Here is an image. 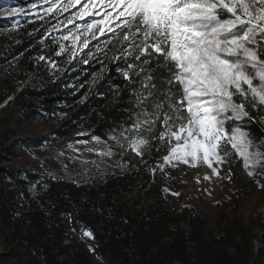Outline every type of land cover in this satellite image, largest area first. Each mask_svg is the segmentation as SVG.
Returning a JSON list of instances; mask_svg holds the SVG:
<instances>
[{
    "label": "trees",
    "instance_id": "1",
    "mask_svg": "<svg viewBox=\"0 0 264 264\" xmlns=\"http://www.w3.org/2000/svg\"><path fill=\"white\" fill-rule=\"evenodd\" d=\"M32 2L43 0L19 7ZM14 19L0 17V104L15 96L0 113L5 116L0 129L13 124L16 115L21 123L37 118L49 132L27 135L19 127L7 128L6 134L11 132L26 151L54 139L107 140L134 109L132 89L139 87V78L128 85L117 71V65L125 67L123 62L109 63L103 53L83 57L87 63L69 62L55 55L59 44L41 41L47 33L43 19L27 16L16 25ZM48 60L61 61V71H51ZM155 75L159 83L166 73ZM250 131L264 137L258 125ZM113 151L118 163L107 171L90 166L68 177L46 163L40 170L24 166L5 171L12 188H0V227L25 249L30 264H95L92 255L103 264H255L261 250L254 251L252 238L231 223L223 205L216 206L214 230L201 207L169 208L173 179L159 169L155 174L149 170L166 152L154 149L145 157L147 163H140L131 149L125 155L119 148ZM84 231L94 238L86 242Z\"/></svg>",
    "mask_w": 264,
    "mask_h": 264
},
{
    "label": "snow or ice",
    "instance_id": "2",
    "mask_svg": "<svg viewBox=\"0 0 264 264\" xmlns=\"http://www.w3.org/2000/svg\"><path fill=\"white\" fill-rule=\"evenodd\" d=\"M43 3L50 5L46 15L81 5L69 24L100 17L63 35L71 47L61 44L55 55L70 52V62L77 48L83 51L92 40L110 33L103 47L96 45V53H103L109 63L122 61L125 67L117 65V71L128 85L139 78V87L132 89L134 109L128 120L114 127L107 140L93 136L103 147L87 151L112 157L113 148H119L121 155L131 149L140 163H147L145 157H151L154 149L166 152L163 163L149 169L153 174L157 169L163 172L165 165L202 163L219 176L213 165H225L235 156L248 177L264 188V137L250 131L251 125L264 128V0ZM29 7L35 9L37 4ZM24 11L13 7L2 14L10 17ZM158 70L166 73L159 83ZM119 91L117 87L115 94ZM83 235L94 238L91 231Z\"/></svg>",
    "mask_w": 264,
    "mask_h": 264
},
{
    "label": "rangeland",
    "instance_id": "3",
    "mask_svg": "<svg viewBox=\"0 0 264 264\" xmlns=\"http://www.w3.org/2000/svg\"><path fill=\"white\" fill-rule=\"evenodd\" d=\"M21 1V2H19ZM28 0H0V17L2 13L9 11L11 8H20L19 5ZM37 4L35 9H31V4ZM50 5L43 2H32L23 13H18L15 16L13 24H19L27 16L43 19V26L46 27L47 33L41 39L44 41L48 38L56 44H63L66 47H71L70 41L61 39L63 35L70 31L75 32L77 28H82L85 23L91 22L93 19H99V16H89L84 19H74L72 24L67 21L70 17H74L73 12L76 7L70 8L68 11H53L51 14H45V9ZM53 26H56L55 28ZM119 31V30H118ZM111 34L100 36L98 40H92L89 48L80 51L77 48V55L73 60L79 59V63H85L82 58L89 56V50L96 52V45L99 43L102 47L104 41L109 39ZM62 56L64 59L70 60L71 53L65 52ZM50 65V70L58 73L61 71V61H47ZM3 74L1 72L0 76ZM23 85L18 89L20 92ZM15 98L10 95L5 99L0 106L4 104V109L9 108L11 101ZM1 110L0 113L3 111ZM4 115L0 116V121ZM5 117V116H4ZM10 117V116H8ZM18 115L14 117L13 124L0 129V188L10 189L11 185L7 182L5 171H15L24 166H31L40 170L44 163L48 164L56 173L64 174L68 177L74 174H81L94 166L101 171H107L111 167L116 166L119 156L116 152L112 157H100L96 152L87 151L88 148H102V145H96L91 140H78L68 142L63 139H54L51 143L46 144L40 149L26 151L18 146L16 137L11 132H7V128L14 127L30 134H45L48 131L43 124L36 118L31 122H22ZM1 123V122H0ZM84 133H80L82 136ZM87 141V143H83ZM71 145V147H69ZM5 147H9L14 151V155L9 154ZM166 155V154H165ZM88 161V163H84ZM95 163H92V162ZM158 163H163L162 157ZM217 168L219 176L214 175L212 170L205 164L198 163L197 166L191 167L188 164L177 163L176 167L165 165L164 172L173 179V188L168 190V205L173 211L181 209L183 206L201 207L203 214L208 221V228L214 230L217 220L216 206L223 205L227 210L228 217L231 223L239 228H244L246 233L252 238L254 251L261 250V255L255 261V264H264V188L259 187L255 180L248 177L243 169L242 163L233 156L225 165H213ZM231 170V178H227ZM209 177L205 179V177ZM264 183V179L261 180ZM14 203H18V198H12ZM86 242L91 238L82 236ZM92 254L91 248L88 249ZM92 260L95 264H103L97 257L92 255ZM25 249L0 227V264H30Z\"/></svg>",
    "mask_w": 264,
    "mask_h": 264
},
{
    "label": "bare ground",
    "instance_id": "4",
    "mask_svg": "<svg viewBox=\"0 0 264 264\" xmlns=\"http://www.w3.org/2000/svg\"><path fill=\"white\" fill-rule=\"evenodd\" d=\"M82 3H83V0H82ZM81 5H78L74 10L73 12H76L78 9H80ZM102 11V10H101Z\"/></svg>",
    "mask_w": 264,
    "mask_h": 264
},
{
    "label": "water",
    "instance_id": "5",
    "mask_svg": "<svg viewBox=\"0 0 264 264\" xmlns=\"http://www.w3.org/2000/svg\"><path fill=\"white\" fill-rule=\"evenodd\" d=\"M5 103H6V102H5ZM5 103H3V104L0 106V111L4 109V104H5Z\"/></svg>",
    "mask_w": 264,
    "mask_h": 264
}]
</instances>
